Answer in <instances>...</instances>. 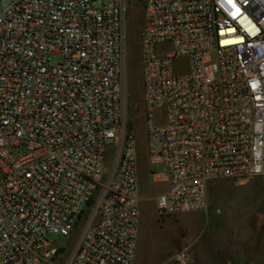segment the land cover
I'll return each instance as SVG.
<instances>
[{"label":"built area","instance_id":"built-area-1","mask_svg":"<svg viewBox=\"0 0 264 264\" xmlns=\"http://www.w3.org/2000/svg\"><path fill=\"white\" fill-rule=\"evenodd\" d=\"M124 6L0 0V264L135 262ZM140 53L157 217L206 210L213 181L263 177L264 0H145ZM76 229L70 253L47 238Z\"/></svg>","mask_w":264,"mask_h":264},{"label":"rangeland","instance_id":"rangeland-1","mask_svg":"<svg viewBox=\"0 0 264 264\" xmlns=\"http://www.w3.org/2000/svg\"><path fill=\"white\" fill-rule=\"evenodd\" d=\"M145 0H125L124 44L126 118L137 148V176L141 202L134 264H199L203 252L217 243L230 244L233 255L256 249L258 256L235 257L232 264H264V176L240 181L209 183L206 210L158 218L155 197L165 189L149 180L146 128L142 103L140 29ZM107 159V164L110 163ZM80 226V225H79ZM76 229L67 241L56 234L47 238L66 242L71 252ZM241 251V252H240ZM261 258V259H256Z\"/></svg>","mask_w":264,"mask_h":264},{"label":"crops","instance_id":"crops-1","mask_svg":"<svg viewBox=\"0 0 264 264\" xmlns=\"http://www.w3.org/2000/svg\"><path fill=\"white\" fill-rule=\"evenodd\" d=\"M255 252L256 249H252V250L246 249L243 250L242 253L235 254L237 256L233 255L232 258V249L230 244L225 245L223 243L220 246L219 244L215 243L212 245L210 249H208L206 252H203L204 254H202L199 264H232V260H234V258L238 256L240 257L242 256L244 258L247 256V254L249 257L252 255L253 258L255 257V255L258 256V253ZM256 259H261V258H256ZM252 263L259 264V262L256 261H253Z\"/></svg>","mask_w":264,"mask_h":264},{"label":"snow or ice","instance_id":"snow-or-ice-1","mask_svg":"<svg viewBox=\"0 0 264 264\" xmlns=\"http://www.w3.org/2000/svg\"><path fill=\"white\" fill-rule=\"evenodd\" d=\"M237 13H239V9H237Z\"/></svg>","mask_w":264,"mask_h":264}]
</instances>
